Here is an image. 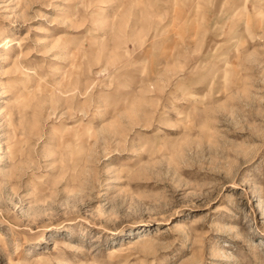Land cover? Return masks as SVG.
<instances>
[{
    "label": "rangeland",
    "instance_id": "obj_1",
    "mask_svg": "<svg viewBox=\"0 0 264 264\" xmlns=\"http://www.w3.org/2000/svg\"><path fill=\"white\" fill-rule=\"evenodd\" d=\"M0 264H264V0H0Z\"/></svg>",
    "mask_w": 264,
    "mask_h": 264
}]
</instances>
